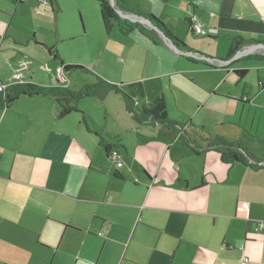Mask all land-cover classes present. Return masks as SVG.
<instances>
[{
  "label": "crops",
  "instance_id": "0c3cea01",
  "mask_svg": "<svg viewBox=\"0 0 264 264\" xmlns=\"http://www.w3.org/2000/svg\"><path fill=\"white\" fill-rule=\"evenodd\" d=\"M125 2L132 11L126 14L156 17L183 45H171L154 29L151 37L138 30L124 35L115 25L106 34L121 42L127 62L118 65L121 84L101 73L111 84L125 89L142 83L147 89L146 84L168 79L172 89L174 77L184 75L207 93L203 107L264 109V99L259 100L264 95V0ZM193 14L216 33L196 35ZM22 35L0 9V86L14 83L16 73L7 71L11 66L25 74L27 83L69 89L61 64L48 52L53 46ZM235 39L243 44L230 56ZM136 50L146 57L144 69ZM15 52L23 60L27 56V63L17 66ZM239 71L246 74L240 77ZM253 74L255 94L249 82ZM110 95L120 96L109 92L103 99ZM77 103V111L63 119L52 97L22 96L0 109V264H245V259L264 264V230H258L264 222V160L255 159L241 141L223 138L240 145L248 164L223 163L210 148L215 138L192 142L181 129V142L167 132L162 139L168 136L183 155L203 157L202 169L187 167L166 178L159 170L139 168L137 143L127 164L117 168L105 148L101 153L99 141L120 158L121 149L128 151L86 121Z\"/></svg>",
  "mask_w": 264,
  "mask_h": 264
},
{
  "label": "rangeland",
  "instance_id": "374dc122",
  "mask_svg": "<svg viewBox=\"0 0 264 264\" xmlns=\"http://www.w3.org/2000/svg\"><path fill=\"white\" fill-rule=\"evenodd\" d=\"M42 1L25 0L20 3L15 0H0V9L1 12L8 14L9 19L12 17L15 30H22V38L26 39L30 36L33 39V36H36L45 39L55 47L65 64L82 66L86 69V71L73 70L66 73L65 82L69 89L79 91L85 86L94 85L98 81L97 77L112 83L101 73L120 82L122 75L118 65L127 62V52L121 42H117L114 37L109 38L106 34L99 3L96 0H52L54 7L52 11L50 0H45L48 2L44 5ZM136 52L139 57L137 64L144 69L146 57L143 52L138 50ZM46 53L48 54L47 51ZM21 55L19 52L13 55L17 66L27 63L28 57L25 56L23 60ZM23 70L28 69L23 68ZM7 71L13 75L17 73L11 66L7 67ZM149 73L147 67L146 74ZM128 78L126 76L125 80ZM256 78V74L249 78L253 94L258 89ZM174 80L172 89L169 88L171 83L168 79L146 84L147 99L157 94L162 95L160 92L163 91L169 119L182 127L186 137L197 143H202L203 139L208 141L217 137L229 141L239 140L255 159L264 160L263 108L255 106L254 109H249L241 105H232L224 111L225 109L203 107L202 101L207 96L206 92L198 90L197 87L196 89V84L194 85L187 76H175ZM261 99H264V95L259 98ZM77 104L85 110L86 121L88 120L104 135H109L113 142H120L128 151L121 149V160L124 164H127L129 154L134 152L133 147L137 143L139 168L146 166L151 170H159L162 177L170 178L187 167L203 168L205 160L203 157L183 155L180 148L169 144L168 136L162 139L165 135L161 134L162 130L159 126L139 124L134 120L126 110L122 95H110L103 100L84 98L78 100ZM133 112L137 113V109L133 108ZM124 113L127 115L126 118ZM85 126L86 122L83 124V127ZM136 127L140 130H136ZM101 153H105L103 145ZM210 155L217 157L214 154Z\"/></svg>",
  "mask_w": 264,
  "mask_h": 264
},
{
  "label": "trees",
  "instance_id": "16d2710c",
  "mask_svg": "<svg viewBox=\"0 0 264 264\" xmlns=\"http://www.w3.org/2000/svg\"><path fill=\"white\" fill-rule=\"evenodd\" d=\"M53 2L52 0H50ZM100 6V13L102 18V23L105 32L109 35L115 25L118 26L120 32L124 35H129L135 30L140 31L146 35H152L153 30H148L139 23L130 22L127 19L121 18L118 10L126 13L132 12L127 8L125 0H115V7L111 4L110 0H96ZM52 11L54 8L51 6ZM144 18L150 20L159 30H161L177 47L183 45L182 42L175 39L169 31L165 28L164 24L159 21L156 17L143 16ZM242 39H235L230 51V56L242 46ZM48 52L51 56L58 62H60L63 71L69 73L73 70L86 71L82 66H72L65 64L58 55L55 47L48 48ZM239 76L246 74V71H239ZM98 81L94 85L85 86L80 91H71L66 87H41L32 83L24 84H12L8 85L5 89L0 90V109L4 110L9 108L22 96H44L55 98L61 105V113L59 118H66L72 112L77 111L75 103L78 100L88 98V97H100L104 98L109 92L122 95L126 103V108L128 113L132 114V118L140 124L150 125L159 124L162 126L161 134L164 135L165 132L172 140L181 142L185 137L182 134L181 126L172 122L169 119L167 111V103L163 96H157L153 98H148L146 95V89L142 83H134L127 85L125 89L121 86H117L107 82L106 80L97 77ZM73 104V105H71ZM133 108L137 109V113L133 112ZM101 144L104 146L106 153L109 155L110 151L113 149L112 146L105 145L102 141ZM210 148L217 151L221 156V161L223 163H234L241 162L243 164H248L246 157L241 153V147L238 144L230 143L223 138L217 137L210 143ZM246 152V151H245ZM121 175L116 174V177Z\"/></svg>",
  "mask_w": 264,
  "mask_h": 264
},
{
  "label": "built area",
  "instance_id": "2783aa9c",
  "mask_svg": "<svg viewBox=\"0 0 264 264\" xmlns=\"http://www.w3.org/2000/svg\"><path fill=\"white\" fill-rule=\"evenodd\" d=\"M43 4H47V2L45 0L42 1ZM190 24H191V28H192V31L196 34V35H199V36H210V35H213L216 33L215 30L213 29H210V30H206L204 29L200 23L198 22L197 20V17L193 14L191 15L190 17ZM186 56H188L189 58H192V59H196V58H199L197 54L195 53H192V52H185L184 53ZM25 74L23 72H18L14 75V85L15 84H24L26 83V80H25ZM12 85V84H11ZM7 86L6 85H2L0 86V90H3L5 89ZM132 115V114H131ZM157 126H159L160 128H162L161 125L159 124H156ZM109 157L116 162V165H117V168H121L123 166V162L120 158V154L117 150L115 149H112L110 151V154H109ZM260 165V164H259ZM264 163H261V166H263ZM258 230L262 231L264 230V222H260L259 225H258ZM245 264L248 263V259H245L244 261Z\"/></svg>",
  "mask_w": 264,
  "mask_h": 264
},
{
  "label": "water",
  "instance_id": "95a60500",
  "mask_svg": "<svg viewBox=\"0 0 264 264\" xmlns=\"http://www.w3.org/2000/svg\"><path fill=\"white\" fill-rule=\"evenodd\" d=\"M110 2L115 7V5H116L115 0H110ZM118 13L121 16V18H123V19H127V20H129V21H131L133 23L143 24L147 28L154 29V30L158 31L164 37V39L166 41H169L171 45H174V43L171 42L170 39L161 30H159L150 20H148V19H146L144 17H139V16L134 15V14H126V13L120 11V10H118ZM145 22L149 23V25H147Z\"/></svg>",
  "mask_w": 264,
  "mask_h": 264
},
{
  "label": "flooded vegetation",
  "instance_id": "af4514ba",
  "mask_svg": "<svg viewBox=\"0 0 264 264\" xmlns=\"http://www.w3.org/2000/svg\"><path fill=\"white\" fill-rule=\"evenodd\" d=\"M18 1L22 3V1H24V0H18ZM115 150H116V149H115Z\"/></svg>",
  "mask_w": 264,
  "mask_h": 264
},
{
  "label": "bare ground",
  "instance_id": "6f19581e",
  "mask_svg": "<svg viewBox=\"0 0 264 264\" xmlns=\"http://www.w3.org/2000/svg\"><path fill=\"white\" fill-rule=\"evenodd\" d=\"M145 23H147V22H145ZM148 25H149V23H147Z\"/></svg>",
  "mask_w": 264,
  "mask_h": 264
}]
</instances>
